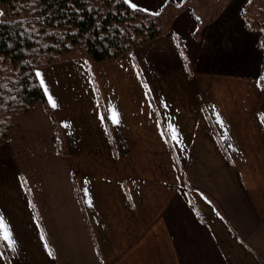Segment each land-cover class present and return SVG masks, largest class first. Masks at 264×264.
<instances>
[{
  "label": "crops",
  "instance_id": "1",
  "mask_svg": "<svg viewBox=\"0 0 264 264\" xmlns=\"http://www.w3.org/2000/svg\"><path fill=\"white\" fill-rule=\"evenodd\" d=\"M247 1L36 70L45 98L0 145V264H264V50Z\"/></svg>",
  "mask_w": 264,
  "mask_h": 264
},
{
  "label": "trees",
  "instance_id": "2",
  "mask_svg": "<svg viewBox=\"0 0 264 264\" xmlns=\"http://www.w3.org/2000/svg\"><path fill=\"white\" fill-rule=\"evenodd\" d=\"M226 1L167 2L151 12L125 0H0V144L45 98L35 75L38 68L72 58L91 63L117 57L168 32L174 16L186 7L203 25L216 15V5ZM242 14L247 27L260 32L264 50V0H248ZM261 81L264 85V61Z\"/></svg>",
  "mask_w": 264,
  "mask_h": 264
},
{
  "label": "snow or ice",
  "instance_id": "3",
  "mask_svg": "<svg viewBox=\"0 0 264 264\" xmlns=\"http://www.w3.org/2000/svg\"><path fill=\"white\" fill-rule=\"evenodd\" d=\"M125 2L131 4V6H132L133 8L136 7L135 4H132V3H131V0H125ZM35 75H36L37 77H41L42 74L39 73V72H36ZM40 83H41V85L44 84L43 79L40 80ZM45 92H47V89H46V88H45ZM48 100H49V103L51 104V106H52L53 108L57 107L56 103L54 102V100H53V98H52L51 96H48ZM111 118H112L113 123H118V122H119L118 117H117V115L115 114V112H113V115H112ZM171 138H172L173 140H176V139H177V137H176L174 131H173V135H172ZM90 204H91V202L89 201V205H90ZM0 229H4V222H3L2 219H0ZM3 239L9 241V243H12V241H11V239H10V234H9L6 230H5L4 233H3Z\"/></svg>",
  "mask_w": 264,
  "mask_h": 264
},
{
  "label": "rangeland",
  "instance_id": "4",
  "mask_svg": "<svg viewBox=\"0 0 264 264\" xmlns=\"http://www.w3.org/2000/svg\"><path fill=\"white\" fill-rule=\"evenodd\" d=\"M0 14H1V8H0ZM61 62H62V61H61ZM26 114H27V113H26ZM26 114H25V115H26ZM25 115H24V116H25ZM24 116H23V117H24ZM23 117H21L19 120H21ZM19 120H18V121H19ZM18 121H17V122H18ZM17 122H16V123H17ZM16 123H15V125H16ZM15 125H14V126H15ZM13 128H14V127H13ZM12 130H13V129H12ZM11 132H12V131H11ZM10 134H11V133H10ZM9 136H10V135H9ZM8 138H9V137H8ZM8 138H7V140H8ZM7 140H6V141H7ZM6 141H5V142H6ZM5 142H3V143H5ZM3 143H1V144H3ZM1 144H0V145H1Z\"/></svg>",
  "mask_w": 264,
  "mask_h": 264
}]
</instances>
